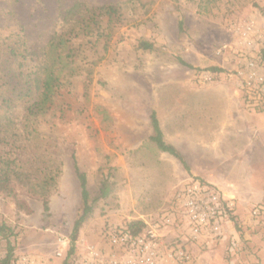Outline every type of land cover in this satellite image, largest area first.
<instances>
[{
    "label": "rangeland",
    "instance_id": "obj_1",
    "mask_svg": "<svg viewBox=\"0 0 264 264\" xmlns=\"http://www.w3.org/2000/svg\"><path fill=\"white\" fill-rule=\"evenodd\" d=\"M77 2L116 11L82 27L64 16ZM263 19L264 0H0V165L9 159L23 169L12 178L15 194L0 192V224L13 231L11 264L24 256L64 264L82 211L75 160L91 197L105 178L114 182L82 225L76 253L107 256L115 250L111 229L167 213L162 248L188 245L193 257L172 264H264V94L245 98L239 75L254 60L264 76L254 48L263 45H249ZM141 39L154 49H140ZM10 47L22 57L9 60ZM38 65L57 77L39 112L31 111L42 92L36 83L19 95L22 77ZM211 66L224 71L205 70ZM153 110L190 172L150 141ZM46 171L55 178L49 213L35 191ZM190 179L233 199L239 229L229 219L219 238L190 239L181 202ZM7 249L0 235V262Z\"/></svg>",
    "mask_w": 264,
    "mask_h": 264
},
{
    "label": "built area",
    "instance_id": "obj_2",
    "mask_svg": "<svg viewBox=\"0 0 264 264\" xmlns=\"http://www.w3.org/2000/svg\"><path fill=\"white\" fill-rule=\"evenodd\" d=\"M258 42L264 45V19L259 25L258 32L254 33L249 45L254 47ZM249 87L256 84L262 85L264 94V76L259 71L254 60L246 63L245 69L239 71ZM182 208L185 213V221L191 240L200 238H219L223 232L225 221L230 219L229 210L234 209V201L214 184L201 179H190L183 189ZM255 209V213L259 212ZM231 220V219H230ZM143 232L133 234L125 227H116L108 232V240L115 250L107 256L103 253L90 249L87 253H76L72 264H172L191 263L192 253L188 245L178 244L170 248H162L163 234L160 232L162 226L172 223L170 215L163 214L158 218L146 221ZM62 246L68 241L59 239ZM62 256L63 252L58 251ZM23 264H36L32 257H23Z\"/></svg>",
    "mask_w": 264,
    "mask_h": 264
},
{
    "label": "trees",
    "instance_id": "obj_3",
    "mask_svg": "<svg viewBox=\"0 0 264 264\" xmlns=\"http://www.w3.org/2000/svg\"><path fill=\"white\" fill-rule=\"evenodd\" d=\"M116 11V8L114 5H103V6H88L85 5L82 2H77L75 5L67 9L64 13L65 17H69L72 15V17H75V23H77L79 26H89L93 22L94 24H98L96 21L100 16L105 14H114ZM182 24V23H181ZM84 30V29H83ZM63 44L65 41H61ZM61 44V45H63ZM154 43L152 41H149L147 39H141L139 41L138 47L143 50H153L154 49ZM259 47V48H258ZM255 50L259 53L262 61L264 62V45L262 47L256 45ZM9 60H13L14 58L22 57L20 53H17L13 47H10V50L8 51ZM180 62L183 64H186L185 61H183L180 58ZM23 64V61L19 63V65ZM200 69V68H198ZM205 70H209L212 72H222L224 69L219 66H211L208 68H205ZM6 82L8 85H12L13 76L11 74V71L5 73ZM57 77L54 73L53 69L43 68L41 65H38L36 67V70L28 72L25 74L24 77H22V85L23 87L19 89V95L22 97H26L31 94L33 90V84L36 83L38 85L37 90H42L41 93H39V99H36L31 105V111L36 110L37 112L41 111L44 108V105L46 102L50 99L51 90L54 86V83L56 82ZM242 87L244 89V96L249 99H255L261 100V97L263 96L262 92V85L256 84L253 87H249L246 85L245 81H242ZM16 90V86H12L11 88H8V91L13 92ZM35 91V90H34ZM10 98H4L6 100L5 102H9ZM264 99V96H263ZM263 99L261 101H263ZM11 100V99H10ZM250 101H253L250 99ZM259 101V103L261 102ZM258 103V104H259ZM43 106V107H41ZM42 108V109H41ZM41 109V110H40ZM151 119V126H152V135H150L149 139L152 141L157 149L163 153H167L176 159H178L185 169L190 172V167L187 164V161L185 160V157L183 154L179 151V149L173 145L172 143H169L165 140L162 127L160 125V121L158 119L156 111H152L150 115ZM13 161H10L9 159L3 160L0 165V192H6L9 194H15L12 178L16 175L22 172V165L17 166L14 165ZM74 167L75 172L80 184V190H81V200H82V211L76 218L72 232L70 235L71 239V246L68 250V254L66 256L64 264H72L73 258L76 256V242L79 236L80 229L82 225L91 217V215L95 211V207L99 200H105L107 199L112 193H113V185L114 182H111L109 179L105 178L102 181L99 193L97 197H91L90 191L88 189V178L87 174L84 171H81L77 161H74ZM202 180V179H201ZM55 181L54 175H52L49 171L44 173L42 178L37 182L35 191L38 192L42 198L43 202V208L44 212L49 213L50 212V202H49V192L51 190V186L53 182ZM18 204H22V201L19 200ZM228 214L230 215V219L234 221L236 227L239 229L238 221L236 220V216L234 215V212L232 210L228 211ZM146 227V223L142 219H137L132 222H130L127 225V229L133 234H137L140 232H143ZM0 235L7 239L8 242V249L5 257L1 260L0 264H11V261L14 260L15 254H14V246L11 244V241L9 239L10 236L13 235V231L10 227H8L6 224H0Z\"/></svg>",
    "mask_w": 264,
    "mask_h": 264
}]
</instances>
